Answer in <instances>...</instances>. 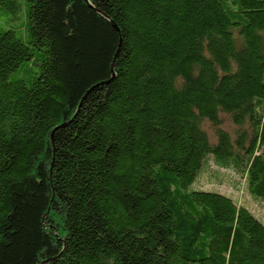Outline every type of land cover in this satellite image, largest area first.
I'll list each match as a JSON object with an SVG mask.
<instances>
[{
    "label": "trees",
    "instance_id": "16d2710c",
    "mask_svg": "<svg viewBox=\"0 0 264 264\" xmlns=\"http://www.w3.org/2000/svg\"><path fill=\"white\" fill-rule=\"evenodd\" d=\"M21 1L0 27V264H264V222L192 187L213 158L264 202V0L0 6Z\"/></svg>",
    "mask_w": 264,
    "mask_h": 264
},
{
    "label": "rangeland",
    "instance_id": "374dc122",
    "mask_svg": "<svg viewBox=\"0 0 264 264\" xmlns=\"http://www.w3.org/2000/svg\"><path fill=\"white\" fill-rule=\"evenodd\" d=\"M22 2V7L17 12H12L5 7L0 6V27H5L4 22L8 20H17L15 25L21 24V20L27 23V5L24 1ZM21 19V20H20ZM16 75L11 77L14 79ZM225 126L229 129H233L232 124L226 119ZM205 127L210 133L213 129L208 123ZM192 187L204 190H217L224 194L230 195L238 204L248 207L257 217H259L264 222V202L254 198L247 188V184L244 178L234 172L232 169L219 166L215 163L213 158H209L208 163L203 168L198 178L192 185Z\"/></svg>",
    "mask_w": 264,
    "mask_h": 264
}]
</instances>
